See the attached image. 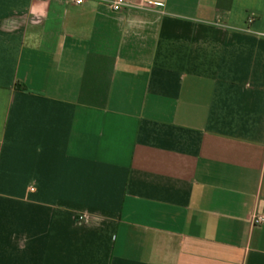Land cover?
Wrapping results in <instances>:
<instances>
[{
	"label": "crops",
	"instance_id": "crops-1",
	"mask_svg": "<svg viewBox=\"0 0 264 264\" xmlns=\"http://www.w3.org/2000/svg\"><path fill=\"white\" fill-rule=\"evenodd\" d=\"M0 0V264H264V0Z\"/></svg>",
	"mask_w": 264,
	"mask_h": 264
},
{
	"label": "built area",
	"instance_id": "built-area-1",
	"mask_svg": "<svg viewBox=\"0 0 264 264\" xmlns=\"http://www.w3.org/2000/svg\"><path fill=\"white\" fill-rule=\"evenodd\" d=\"M71 1L75 5H80L84 2V0H71ZM108 4L113 11H121L133 7V3L131 2V0H110L108 1ZM252 222L254 225L262 224L264 223V217L263 216L254 217Z\"/></svg>",
	"mask_w": 264,
	"mask_h": 264
}]
</instances>
